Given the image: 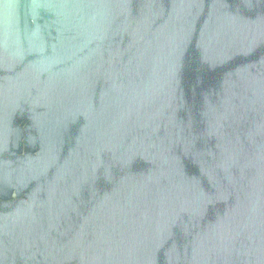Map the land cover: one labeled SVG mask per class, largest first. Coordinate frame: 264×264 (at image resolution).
<instances>
[{"label":"water","instance_id":"95a60500","mask_svg":"<svg viewBox=\"0 0 264 264\" xmlns=\"http://www.w3.org/2000/svg\"><path fill=\"white\" fill-rule=\"evenodd\" d=\"M0 264H264V0H0Z\"/></svg>","mask_w":264,"mask_h":264}]
</instances>
